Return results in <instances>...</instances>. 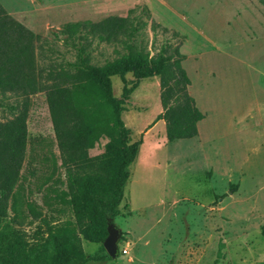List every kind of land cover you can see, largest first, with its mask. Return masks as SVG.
Here are the masks:
<instances>
[{
    "label": "rangeland",
    "instance_id": "rangeland-1",
    "mask_svg": "<svg viewBox=\"0 0 264 264\" xmlns=\"http://www.w3.org/2000/svg\"><path fill=\"white\" fill-rule=\"evenodd\" d=\"M0 5L38 36L35 66L42 75L75 59L71 41L59 32L64 23L129 14L140 23L135 44L150 56L174 47L183 54L187 92L203 114L195 137L167 141L163 120L152 122L161 110L157 76L139 79L125 97L119 78H110L129 138L141 137V143L112 220L119 231L116 255L84 264H264V0H0ZM87 51L90 62L101 64L123 47L92 40ZM133 82L125 74V86ZM27 98L28 136L16 184L20 211L15 223L10 208L0 217V243L14 228L33 240L40 221L25 200L49 223L69 216L55 198L66 181L45 94L37 90ZM20 99L0 93V121L11 117L7 105ZM106 140L100 137L87 154L102 152ZM39 228L44 236L45 225ZM80 246L86 255L103 249L83 239Z\"/></svg>",
    "mask_w": 264,
    "mask_h": 264
},
{
    "label": "trees",
    "instance_id": "trees-1",
    "mask_svg": "<svg viewBox=\"0 0 264 264\" xmlns=\"http://www.w3.org/2000/svg\"><path fill=\"white\" fill-rule=\"evenodd\" d=\"M139 25L129 14L64 23L59 32L71 41L75 59L42 75L35 66L34 41L38 36L6 15L0 5V93L21 96L19 102L7 105L11 117L0 121V217L7 216L10 208V220L15 223L20 211L21 195L16 184L28 136L27 96L37 90L45 94L59 165L64 168L66 190L55 198L69 210L63 220L49 223L25 200L32 218L45 225L46 234L43 236L37 224L29 242L21 229L14 228L0 243V264H84L108 256L102 248L84 254L80 239L101 243L106 237L107 222L119 213L128 167L141 143V137L134 141L129 138L120 116L123 106L112 94V76L123 84V97L131 93L139 79L157 76L161 110L152 122L163 120L167 141L197 134L196 123L203 114L187 92L189 78L180 64L183 54L174 47L160 48L150 56L134 42ZM92 40L116 43L123 51L94 64L87 51ZM127 73L134 79L130 86H125ZM100 137L107 138L102 152L89 156L88 149ZM43 202L49 205L46 199ZM261 234L264 237V226Z\"/></svg>",
    "mask_w": 264,
    "mask_h": 264
},
{
    "label": "water",
    "instance_id": "water-1",
    "mask_svg": "<svg viewBox=\"0 0 264 264\" xmlns=\"http://www.w3.org/2000/svg\"><path fill=\"white\" fill-rule=\"evenodd\" d=\"M107 235L101 242V245L105 253L109 257H115L116 255V241L119 236L118 229L114 226L112 222H107L106 225Z\"/></svg>",
    "mask_w": 264,
    "mask_h": 264
},
{
    "label": "built area",
    "instance_id": "built-area-1",
    "mask_svg": "<svg viewBox=\"0 0 264 264\" xmlns=\"http://www.w3.org/2000/svg\"><path fill=\"white\" fill-rule=\"evenodd\" d=\"M121 251H122L123 253H125V249H122Z\"/></svg>",
    "mask_w": 264,
    "mask_h": 264
},
{
    "label": "crops",
    "instance_id": "crops-1",
    "mask_svg": "<svg viewBox=\"0 0 264 264\" xmlns=\"http://www.w3.org/2000/svg\"><path fill=\"white\" fill-rule=\"evenodd\" d=\"M199 111H200V110H199ZM200 112H201V111H200ZM200 120H201V119H200ZM196 124H197V123H196ZM196 128H197V126H196ZM195 136H196V135H195ZM195 136H194V137H195ZM191 138H192V137H191ZM102 261H103V260H102Z\"/></svg>",
    "mask_w": 264,
    "mask_h": 264
}]
</instances>
